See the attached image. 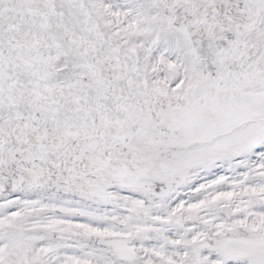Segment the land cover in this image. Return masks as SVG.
<instances>
[{
  "label": "snow or ice",
  "instance_id": "snow-or-ice-1",
  "mask_svg": "<svg viewBox=\"0 0 264 264\" xmlns=\"http://www.w3.org/2000/svg\"><path fill=\"white\" fill-rule=\"evenodd\" d=\"M0 264H264V0H0Z\"/></svg>",
  "mask_w": 264,
  "mask_h": 264
}]
</instances>
